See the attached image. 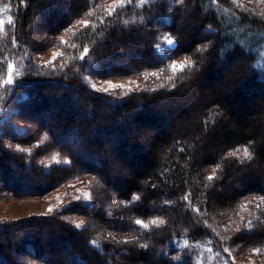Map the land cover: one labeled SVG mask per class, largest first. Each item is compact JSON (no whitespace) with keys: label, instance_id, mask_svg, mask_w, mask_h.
I'll return each instance as SVG.
<instances>
[{"label":"trees","instance_id":"obj_1","mask_svg":"<svg viewBox=\"0 0 264 264\" xmlns=\"http://www.w3.org/2000/svg\"><path fill=\"white\" fill-rule=\"evenodd\" d=\"M64 1L68 7L60 0H0V16L12 18L0 29V171L8 177L0 191L6 197H41L76 175L110 180L100 170L105 167L116 171L113 199L123 210L102 209V222L92 224L86 212L95 209L93 200L49 217L0 222V236L12 241L0 242V264H19L12 250L20 264H62L44 254L53 253L59 242L48 239L38 246L37 233L48 223L62 234L67 264H116L114 259L128 248L138 253L129 263L175 264L182 257L176 264H191L194 252L175 247L176 242H208L227 264H237L236 258L257 248L258 264H264V201L259 199L264 196V64L253 47L237 40L254 34L264 42V12L246 9L240 0H125L112 10L102 0ZM51 7L62 9L61 19L44 30L43 42H61L63 31L66 38L60 63L43 66L35 55L44 46L35 43L31 25L39 11L48 20ZM184 8L190 9L201 33L186 46L175 25ZM79 18L88 24L75 26ZM164 34L176 40L174 49L180 53L196 52L192 66L173 73L166 79L169 84L124 94L88 87L85 74L106 78L166 69L167 57L156 51ZM119 36H146V58L115 63L120 51L109 39ZM85 47L89 51L81 59ZM11 62L20 63L14 86L3 83ZM237 63L239 75L227 81L225 74ZM186 86H191L190 93L179 95ZM50 100L64 106L49 109ZM166 100L173 104L166 107ZM40 114L44 120L26 141L24 135ZM39 133L70 160L69 167L44 168L34 155L14 148L12 143L18 142L32 147ZM142 135L148 137L139 142ZM240 148L248 149V158L237 154ZM245 197L256 202L244 206ZM115 211L125 214L126 221L108 222V216H117ZM73 215L87 218V226L77 228L64 219ZM138 219L148 227L136 225ZM24 224H36L32 236L19 227Z\"/></svg>","mask_w":264,"mask_h":264},{"label":"rangeland","instance_id":"obj_2","mask_svg":"<svg viewBox=\"0 0 264 264\" xmlns=\"http://www.w3.org/2000/svg\"><path fill=\"white\" fill-rule=\"evenodd\" d=\"M61 3L65 6H69V3H65V1L60 0ZM141 1H147V0H141ZM242 1V5L246 9H254L255 11H259V13L264 12V0H252V2H249V0H240ZM104 2L103 7H107L108 9L112 10L115 7H118L120 4H124L125 0H102V3ZM52 8V7H51ZM47 10V9H46ZM44 10V12L46 11ZM50 10V9H49ZM61 10H56V9H51L50 10V18L47 20L45 17H47L42 11L40 15L34 16L33 17V22L32 23V28L34 29L33 36L35 37V43H42L41 44V52H37L35 55V60L38 62V64H42L43 66H50L51 64H54L55 62H59L62 59V49H63V44L65 42V32L63 31L61 35V42H57L55 44H52L50 46H45L46 44L43 42L44 40V30H47L48 28H51L56 24L60 19H61ZM190 12V9L184 8L183 11H181L180 16L178 15V20H176L175 25L179 34L180 39L183 41V45H187V40H189L192 37H197L201 33L200 31H196L192 20L190 19L188 13ZM10 16L8 15H2L0 16V20H3L6 24L8 23V19ZM180 17V18H179ZM86 21L83 18H79L75 21V26L82 27L84 24H81L80 21ZM198 32V34H196ZM259 35V34H258ZM126 36H119V38L116 39H109V43L113 45L115 49L120 51L119 55V60L117 62H122V60H127L128 62L132 61L137 63L141 59L146 58V53L144 51V48L142 47V44L146 42L147 37H133L130 39L125 38ZM171 39L173 43L167 44L164 42L165 38ZM259 37L254 34H248L247 38L242 40L238 38L237 40L244 41L242 42L246 48L253 47L259 54L257 55L258 60L260 61L261 64H264V42H258ZM42 41V42H41ZM160 45L159 48L156 47V51L165 57H167L166 61V69H150V70H145L140 74H134V75H126V76H116V77H106V78H99V77H93L90 76L89 74H85L83 76L85 82L87 83L88 87H90L93 90L96 89H102L104 87H107V84L105 81H112L113 84H122L125 85L124 88H117L114 90H111L107 93H118V94H124L132 90L136 89H141L144 88L145 86H156L158 84H166L170 83L166 79L173 74L170 65L173 60L180 62L184 61L185 59L190 58L193 61V57H196V52L193 53V56H186V54L180 53L176 48L174 49L176 43V40L171 37L170 34H164V36L160 39L158 42ZM137 48H142V52L139 54L135 53V50ZM172 50V52H170ZM53 53H58L59 55L56 56L55 59H53ZM191 53V52H190ZM172 54V56H171ZM47 62V63H46ZM13 65V73H12V78L18 77L17 73H20V63L11 62ZM238 64V65H237ZM236 66L232 67L228 73H226V80L228 81L230 78L239 75V70L240 68L239 63H237ZM154 73V74H153ZM8 78V68H7V74H6V79ZM13 85V84H11ZM92 85H96V89L92 87ZM162 85V84H161ZM14 86V85H13ZM12 86V87H13ZM160 86V85H159ZM191 88V86H186L184 90L179 92V95L184 92H188V90ZM97 91V90H96ZM103 92V91H101ZM105 93V92H103ZM190 92H188L189 94ZM184 96V95H183ZM200 97V96H199ZM165 106L168 107L170 103H172L169 100L165 101ZM54 102L50 100L48 102V108L53 109L55 108H60L63 105L62 102L55 103L53 106ZM173 104V103H172ZM187 106H191L187 104ZM165 107V108H166ZM44 115V114H43ZM0 117H1V108H0ZM4 117V116H2ZM32 117V115H31ZM34 121H32V129L28 131L27 135H24L26 141L30 138H34L33 131L34 127L37 126V122L39 120H44V117L41 119V114L40 117L38 118L34 116ZM193 122V119H191ZM36 130V128H35ZM41 133H39L40 135ZM100 134V133H99ZM31 135V136H30ZM101 135V134H100ZM38 138L33 144L32 147L30 144H26L25 142L21 143H12L14 145V148L19 150V151H24L28 154L34 155L37 160L44 166V168L49 169L51 166H65L69 167L70 165V160L67 157H64L60 155L58 152H55L52 149V145L46 135H40L37 136ZM148 136L147 135H142L138 138L140 140L139 142H143L146 140ZM9 144V143H8ZM112 145V143L110 144ZM110 145H106L105 148L109 147ZM113 145H116L114 143ZM237 151V150H236ZM244 150L243 148L238 149L237 154H243ZM67 161V162H66ZM84 161L92 162L93 158L88 157L84 158ZM95 166L96 163L94 162ZM213 169V168H212ZM100 170H103L104 175H109L110 178L114 177L116 171H106L105 167H102ZM17 173L13 171L11 177L16 178ZM108 177V176H106ZM107 178V181L101 182L99 179H94V178H87L86 176H81V175H76V177L73 179L68 180L64 184H60L56 189H54L52 192L41 196V197H34V196H20V197H6L4 194H2V191H0V222H12V221H26L30 219H35V218H43V217H49L53 216L57 210L70 206V205H76V203H85V204H92L94 200V208L90 210L89 212H86V215L88 218L91 220L92 224H98L102 222V219H98V212H100L102 209H108V210H116L118 209V206L121 207L119 211H122V205H120L119 202L114 201V195H115V189H114V182L113 179ZM8 182V177L4 176L1 171H0V190H3V184ZM88 192L91 194V200L86 201L83 197V193ZM76 196H80V200L77 201L75 200ZM259 199L257 198V201ZM249 202L253 203L256 202L255 197H245L241 201V204L246 206L249 204ZM123 205H128V203H123ZM49 207H52V211L49 212L48 209ZM119 211H115L117 216H108V222L112 221H118V220H123L126 221V215H119ZM86 216V217H87ZM72 224L73 226L77 227V224H80L81 221H83V224H80V227L77 228H82L86 227L88 220L87 218H82L77 215L69 216L64 218ZM36 220V219H35ZM49 225H44L42 228V232L37 233L38 234V246H44L45 241L48 239H55L57 243L59 242V246L55 247L53 249V253H50L49 250H46L47 253L45 252L44 254H48L55 259H59L62 261V264H67L65 262L66 257H63V247L62 244L64 245V240H62V234L58 229H55V225L53 223H48ZM36 225V224H35ZM32 225V227H28V225H20L19 227H23L27 232L28 236H32V233L34 230L37 229V226ZM238 225V224H237ZM11 230V233H15L16 229L13 228ZM59 234V235H58ZM5 240H7L10 244L12 243L10 237L6 239V236H0V242L4 244ZM94 245H98L97 241ZM174 246L177 248H181L183 250H186L187 252H194V256L192 258L191 264H227L224 259L209 246L208 242H205L204 244L201 243H189V242H176L174 243ZM58 248V250H57ZM210 249V250H209ZM255 250V251H254ZM49 251V252H48ZM59 251V252H58ZM262 252L264 253V247L262 248ZM12 257L14 258V261L16 263L20 264V258L18 257V254L15 253V251H11ZM123 253V257H118L115 258L114 261H116V264H134V263H129L132 260L138 257V253L135 250V248H128L124 249L121 251ZM53 254V255H52ZM258 255L259 251L257 248H253L250 253L247 255L241 256L239 258H236L237 264H258ZM130 259H128V258ZM182 257L176 258L175 259V264L181 262ZM60 261V262H61ZM128 262V263H127Z\"/></svg>","mask_w":264,"mask_h":264},{"label":"snow or ice","instance_id":"obj_3","mask_svg":"<svg viewBox=\"0 0 264 264\" xmlns=\"http://www.w3.org/2000/svg\"><path fill=\"white\" fill-rule=\"evenodd\" d=\"M21 2L23 3V0H21ZM121 2H122V0H121ZM249 2H252V0H249ZM4 23L5 22L3 20H0V29L3 28ZM8 23H12V18L11 17H9ZM80 23L81 24H84V25H87L88 24V21H83L82 20V21H80ZM164 42H166L167 44L173 43V41L171 39H168L167 37L165 38ZM156 47L159 48L160 45L157 44ZM88 51H89V49L87 47H85L84 48V51L80 54V58L83 59L84 56L88 53ZM57 55H59V54L58 53H53V59H55ZM192 63L193 62H192V60L190 58L185 59L184 61H180V62H177V61L173 60L172 63H171V65H170V68H171V70H172L173 73L182 72L186 67H191L192 66ZM7 68H8V78L6 80H4L3 83L4 84H12L13 83V78H12L13 65L11 63H8ZM17 75H19V73H17ZM169 79H171V77H169ZM105 83L107 84V87H104L102 89H96V85H92V87L94 89H96L97 91H103L105 93H107V92H109L111 90L117 89V88H124L125 87V85H122V84H113L112 81H105ZM243 154H244V156L246 158L249 157L250 154H249V151H248L247 148L244 149V153ZM233 155H235V153H233ZM213 178H214V176H212V175H210L208 177L209 180H212ZM82 195H83V197H84V199L86 201L91 200V194L90 193L84 192ZM185 199L187 200L188 197L186 196ZM259 199L261 201H264V196L259 197ZM75 200L79 201L80 200V196H76L75 197ZM249 203H251V202H249ZM259 206L260 205L258 204L257 207H259ZM52 210H53L52 207H49L48 211L51 212ZM196 211H199V209H196ZM153 223H155V221H153ZM80 224H83V221H81ZM80 224H77L76 226L77 227H80ZM135 224L136 225H142L144 228H147L148 227L147 224L143 223V221H141L139 219L135 221ZM250 224H251V222L249 221V226H250ZM92 243L95 244L96 242L93 241ZM224 251L225 252H228L229 249L225 248Z\"/></svg>","mask_w":264,"mask_h":264},{"label":"bare ground","instance_id":"obj_4","mask_svg":"<svg viewBox=\"0 0 264 264\" xmlns=\"http://www.w3.org/2000/svg\"><path fill=\"white\" fill-rule=\"evenodd\" d=\"M34 133V132H33ZM36 133V132H35Z\"/></svg>","mask_w":264,"mask_h":264}]
</instances>
